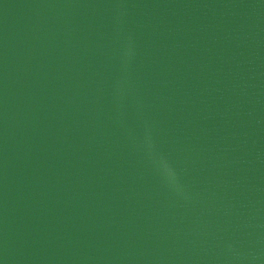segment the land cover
I'll list each match as a JSON object with an SVG mask.
<instances>
[{"label":"water","instance_id":"95a60500","mask_svg":"<svg viewBox=\"0 0 264 264\" xmlns=\"http://www.w3.org/2000/svg\"><path fill=\"white\" fill-rule=\"evenodd\" d=\"M0 264H264V0H0Z\"/></svg>","mask_w":264,"mask_h":264},{"label":"clouds","instance_id":"9594fccd","mask_svg":"<svg viewBox=\"0 0 264 264\" xmlns=\"http://www.w3.org/2000/svg\"><path fill=\"white\" fill-rule=\"evenodd\" d=\"M148 147H149V149H151L152 145L149 143V144H148ZM159 164H160V167L163 169V171H164L167 175H169V176H173V175H174L172 169L170 168L169 164H168L165 160L161 159V160L159 161Z\"/></svg>","mask_w":264,"mask_h":264}]
</instances>
